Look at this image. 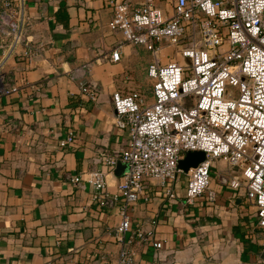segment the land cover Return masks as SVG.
I'll list each match as a JSON object with an SVG mask.
<instances>
[{
	"label": "crops",
	"instance_id": "0c3cea01",
	"mask_svg": "<svg viewBox=\"0 0 264 264\" xmlns=\"http://www.w3.org/2000/svg\"><path fill=\"white\" fill-rule=\"evenodd\" d=\"M113 1L24 0V38L4 61L0 48V264H115L123 198L93 197L87 171L101 167L116 191L120 174L99 161L127 141L114 124L112 92L140 91L153 56L108 26ZM155 3L169 10L168 0ZM69 130L75 140L60 146ZM232 175L239 171L214 160L208 190L192 202L185 174L168 181L171 195L147 179L149 197L129 205V227L146 230L155 219L161 246L135 238V264H264L254 205L220 182Z\"/></svg>",
	"mask_w": 264,
	"mask_h": 264
},
{
	"label": "built area",
	"instance_id": "2783aa9c",
	"mask_svg": "<svg viewBox=\"0 0 264 264\" xmlns=\"http://www.w3.org/2000/svg\"><path fill=\"white\" fill-rule=\"evenodd\" d=\"M168 4L165 12L155 0L138 5L113 1L108 22L125 40L143 45L153 56L147 66L151 100L139 90L112 92L114 124L127 131V141L118 151L101 152L99 161L109 170L119 161L123 164L116 191L107 190L101 167L87 171L93 197L110 204L123 198L114 233L120 244L115 264H135V238L161 246L153 238L155 219L146 230L129 227V205L149 197L144 193L146 180L155 179L171 195L168 181L183 172L185 199L192 202L208 190L218 158L239 171L221 176V184L242 188L264 229V0H168ZM25 24L24 0H0L2 61L22 42ZM169 46L175 57L162 61L159 54ZM119 56L116 46L110 58L115 61ZM228 84L238 88L236 95ZM81 88L93 94L89 86ZM74 140L69 130L59 144ZM190 150H202L205 157L184 171L178 160ZM71 179L78 182L80 176Z\"/></svg>",
	"mask_w": 264,
	"mask_h": 264
},
{
	"label": "rangeland",
	"instance_id": "374dc122",
	"mask_svg": "<svg viewBox=\"0 0 264 264\" xmlns=\"http://www.w3.org/2000/svg\"><path fill=\"white\" fill-rule=\"evenodd\" d=\"M163 3H161V5H159L161 8L163 7ZM163 9V8H162ZM164 10V9H163ZM165 11V10H164ZM166 12V11H165ZM170 55H172V56H174L175 57V52H174V50L172 49V47H165V48H163L162 49V51L160 52V54H159V58L162 60V61H166V60H168L169 58H170ZM181 60L184 62V63H186L188 60H186L185 58H181ZM151 82H150V78L148 77L147 79H146V82H145V84L144 85H142V87H140V91L146 96V98L148 99V100H151ZM227 87L229 88V90H231L232 91V93L234 94V95H236L237 94V92H238V88L236 87V86H233V85H227ZM183 175H184V173H181V172H179L178 173V176L183 180ZM185 179V178H184ZM186 180V179H185Z\"/></svg>",
	"mask_w": 264,
	"mask_h": 264
},
{
	"label": "water",
	"instance_id": "95a60500",
	"mask_svg": "<svg viewBox=\"0 0 264 264\" xmlns=\"http://www.w3.org/2000/svg\"><path fill=\"white\" fill-rule=\"evenodd\" d=\"M205 157V153L202 150H190L187 151L179 160L178 167L182 168L186 171L190 166L196 165L199 161H201ZM123 169V164L119 161L115 168L117 174H121Z\"/></svg>",
	"mask_w": 264,
	"mask_h": 264
}]
</instances>
